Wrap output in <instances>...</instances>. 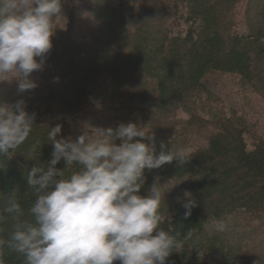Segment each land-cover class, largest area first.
Instances as JSON below:
<instances>
[{
	"label": "trees",
	"instance_id": "1",
	"mask_svg": "<svg viewBox=\"0 0 264 264\" xmlns=\"http://www.w3.org/2000/svg\"><path fill=\"white\" fill-rule=\"evenodd\" d=\"M82 1L90 2L97 23L87 40L72 37L73 9L63 0L41 82L33 90L20 92L17 84L0 93V100H24L37 114L29 139L0 158V200L15 190L30 219L27 210L35 197L25 177L52 159L48 131L60 124L57 139L90 134L71 135L69 120L97 99L118 109L112 128L141 117V125L155 133L157 151L163 142L191 156L185 165L173 161L146 170L140 191L147 196L158 181L166 192L162 227L179 231L180 239L192 229L197 241L182 242L167 264H264V246L248 249L249 239L264 227V139H249L254 126L235 110L215 106L204 83L214 72L232 74L264 102V0H245L243 30L236 10L244 0ZM179 110L188 119L179 120ZM193 132L198 139H192ZM56 167L67 165L62 159ZM172 181L173 190L166 189ZM185 192L196 202L187 219L177 199H186ZM10 224L0 237L7 238ZM3 259L24 264L7 249Z\"/></svg>",
	"mask_w": 264,
	"mask_h": 264
},
{
	"label": "clouds",
	"instance_id": "2",
	"mask_svg": "<svg viewBox=\"0 0 264 264\" xmlns=\"http://www.w3.org/2000/svg\"><path fill=\"white\" fill-rule=\"evenodd\" d=\"M62 12L63 0H0V83L15 80L20 92L38 86L31 77L43 69ZM36 120L24 100H0V158L29 139ZM94 130L75 140L57 139L60 124L48 131L52 159L25 177L35 197L30 219L15 190L0 200V233L11 222L7 238L0 237V264L4 249L24 264H167L182 242L197 243L192 229L180 239L162 227L166 192L158 181L140 195L146 170L185 165L186 149L161 142L157 151L154 131L136 122ZM62 159L65 170L56 167ZM184 196L177 199L187 219L196 202Z\"/></svg>",
	"mask_w": 264,
	"mask_h": 264
},
{
	"label": "rangeland",
	"instance_id": "3",
	"mask_svg": "<svg viewBox=\"0 0 264 264\" xmlns=\"http://www.w3.org/2000/svg\"><path fill=\"white\" fill-rule=\"evenodd\" d=\"M246 5L247 1L244 0L242 1L241 6H238L236 10L237 24L239 23L238 27L242 30L244 29V25L241 26V19L244 15L245 8H247ZM70 6L73 9L74 14V28L71 32L72 37L78 40H87L88 36L97 26V23L90 12L91 4L89 1L70 0ZM216 9H218V5H216ZM116 50H120V48ZM74 58L76 60L80 59L77 56ZM86 62L87 61L84 63L86 64ZM76 63H78V61ZM31 78L36 81V83H39V81L42 80L40 70L34 72ZM204 83L211 91L210 95L213 101H215V106L218 105L219 107L235 110L240 116H243L252 126H254V128L251 129L250 136L248 137L249 139H251V135L252 138L261 137L264 139V102L258 93L252 91L251 87L242 85L240 78L237 76L227 73H211L204 79ZM17 84L18 83L15 80L0 83V93L3 91H13V86H17ZM95 100L96 101L89 104V106H85L84 110L77 116H74L69 120V131L71 135L77 136V134L81 132H94V129L97 128H108L114 126L115 118L119 112L118 109L114 104H98L97 99ZM176 117L179 120H184L188 119V114L183 110H179ZM131 119L135 120L138 124H142L141 117H132ZM195 130L200 131L199 129ZM191 137L192 139H198L195 132H193ZM165 187L166 189L173 190L175 182H169L165 185ZM256 225H260L258 220L254 223V227H257ZM216 226L218 227L219 225ZM254 227H251L250 230ZM247 231H249V229H247ZM263 236L264 227L262 228L261 234L258 232L256 238L249 239V251H252L255 247L263 248Z\"/></svg>",
	"mask_w": 264,
	"mask_h": 264
}]
</instances>
